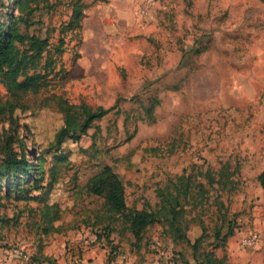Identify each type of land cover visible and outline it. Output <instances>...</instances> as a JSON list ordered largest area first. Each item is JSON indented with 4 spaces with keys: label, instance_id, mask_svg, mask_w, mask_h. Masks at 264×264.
Returning <instances> with one entry per match:
<instances>
[{
    "label": "rangeland",
    "instance_id": "374dc122",
    "mask_svg": "<svg viewBox=\"0 0 264 264\" xmlns=\"http://www.w3.org/2000/svg\"><path fill=\"white\" fill-rule=\"evenodd\" d=\"M16 1L0 0L6 28L19 14ZM76 1L29 0L37 7L34 25L18 26L48 39L42 64L49 55L56 64L45 72L46 85L26 97V111L0 110V264H84L89 249L101 253V264H184L177 253L198 264L207 252L212 264H264L257 182L264 165V2L82 0L80 28L66 30ZM60 39L64 51L55 55ZM58 97L113 109L80 139L49 148L63 124ZM7 98L0 83L1 102ZM23 144L33 165H43L44 190H30L33 182L24 179L16 187L20 173L4 169V156L19 154ZM105 165L137 209L155 207L160 190L178 185L182 193L186 184L177 177L190 176L188 194L179 196L181 237L168 239L164 222L150 226L135 248L128 234L96 243V228L84 220L102 200L81 188ZM222 172L229 173L226 184ZM44 203L59 208L60 219L51 222L61 225L57 232L43 233L54 211ZM230 224L233 234L224 238Z\"/></svg>",
    "mask_w": 264,
    "mask_h": 264
},
{
    "label": "trees",
    "instance_id": "16d2710c",
    "mask_svg": "<svg viewBox=\"0 0 264 264\" xmlns=\"http://www.w3.org/2000/svg\"><path fill=\"white\" fill-rule=\"evenodd\" d=\"M28 1H16L19 14L13 17L10 16V23L7 28L5 23L0 20V83L4 86L8 96L4 102L0 100V110L7 111L9 114H13L17 110L26 111L29 108L26 103V97L37 94L46 85L45 72L53 71L56 64V58L52 55H49L42 64L44 54L49 53L50 43L48 39L41 38L35 34H24L19 31L18 26L20 24L25 28L34 25L32 18L37 7L27 5ZM261 1L264 2V0ZM85 8L86 6L82 3V0H77L73 5L70 20L64 29L74 31L80 28L81 21L85 16ZM63 43V39H60L59 45L54 47L53 53L55 55L63 53ZM56 99L58 108L63 115V124L56 131L54 140L49 145V148L60 146L66 138L80 139L83 134L87 133L88 129L94 127L97 121L113 109V107L105 109L102 106L92 108L86 104L75 105L60 97ZM31 155L33 156L34 153H31ZM27 156L24 144L19 154L13 151L8 152L3 158L4 169L20 173V176H16L20 178L16 187H18L21 179H24V183L33 182V185H30V190H44L45 185L42 183L44 181L43 165L39 159H37V166L33 165ZM33 173L34 178L30 179ZM221 176L226 179L223 182L226 184L229 173L222 172ZM177 179L180 184L182 182L186 184L182 193L179 192L178 185L174 186V192L165 193L160 190L158 191L159 202L155 207L146 205L141 209H137L128 207L126 189L122 179L114 172L111 166L105 165L89 177L81 188L87 196L97 197L102 200L99 210L94 213L93 217H87L84 220V224L85 226L96 228V243H100L105 238L106 242L110 244L112 241L110 237L114 233L119 236L128 234L131 238L130 245L135 248L139 246V242L150 226L153 224L163 225L164 222L167 224L164 229L165 236L168 239L176 240L177 237H181L180 229L176 223L178 214L182 210L179 196L188 194L190 176L182 174ZM217 181L220 182L219 179ZM257 182L264 194V165L257 176ZM36 198L38 199L39 197L37 195L31 197V199ZM44 209H53L54 211L52 216L48 218L50 225L44 229L43 233L48 234L51 230L57 232L61 225L55 226L51 223L60 219L57 204L44 203ZM232 234V224H230L228 233L224 235V238ZM218 236L219 232H216V237ZM200 241L201 239L198 238L192 244L194 252L197 251ZM177 255L184 264H190L183 260L181 253H177ZM211 256L210 252L203 254V261L198 264H212ZM47 259L50 264H53L50 258ZM195 259L197 260V258Z\"/></svg>",
    "mask_w": 264,
    "mask_h": 264
},
{
    "label": "crops",
    "instance_id": "0c3cea01",
    "mask_svg": "<svg viewBox=\"0 0 264 264\" xmlns=\"http://www.w3.org/2000/svg\"><path fill=\"white\" fill-rule=\"evenodd\" d=\"M84 264H101L102 263V257L101 253H96L92 250L86 251Z\"/></svg>",
    "mask_w": 264,
    "mask_h": 264
},
{
    "label": "built area",
    "instance_id": "2783aa9c",
    "mask_svg": "<svg viewBox=\"0 0 264 264\" xmlns=\"http://www.w3.org/2000/svg\"><path fill=\"white\" fill-rule=\"evenodd\" d=\"M152 1H153V0H148L149 3H152ZM13 252L16 253V254L22 255V251H20V250H18V249H14ZM22 256H23V255H22ZM22 256H21V257H22Z\"/></svg>",
    "mask_w": 264,
    "mask_h": 264
}]
</instances>
